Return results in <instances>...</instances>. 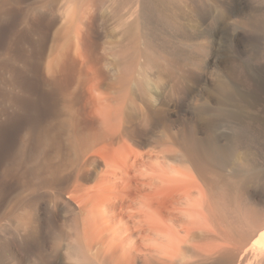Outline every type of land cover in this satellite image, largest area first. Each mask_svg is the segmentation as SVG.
Segmentation results:
<instances>
[{"label": "bare ground", "instance_id": "6f19581e", "mask_svg": "<svg viewBox=\"0 0 264 264\" xmlns=\"http://www.w3.org/2000/svg\"><path fill=\"white\" fill-rule=\"evenodd\" d=\"M49 2L46 8L53 10L56 0ZM89 3L96 5L97 0ZM134 3L124 11L120 25L124 30L115 39L120 47L118 55L114 50L118 76L91 75L79 66L81 72L65 68L71 60L63 64L67 70L46 78L49 89L38 98L25 103L10 96L16 108L13 118L20 114L29 120L26 142L3 153L7 164L0 193L9 180L26 192L22 198L16 196L19 199L7 214L17 222L13 237L16 240L22 232L25 242L48 241L67 264H264V209L244 203L246 185L264 176V161L259 159L257 165L249 152L239 157L238 148L228 153L226 160L234 167L223 174L211 163L206 144V139L220 134L243 144L247 132L237 115L230 112L231 119L219 127L214 126L218 116L213 110L197 107L202 123L184 119L177 124L170 114L176 93L155 92L165 80L136 74L140 66L156 61L154 38L140 45L143 17L149 14L171 27L170 34L186 45L192 39L187 32L189 0ZM41 18L48 29L58 21ZM43 36L47 38V33ZM19 58L32 60L26 52ZM172 81L174 86L170 81L171 88L165 83L161 90L183 88L180 79ZM37 195L42 200L40 225L38 209L21 214L14 210Z\"/></svg>", "mask_w": 264, "mask_h": 264}, {"label": "rangeland", "instance_id": "374dc122", "mask_svg": "<svg viewBox=\"0 0 264 264\" xmlns=\"http://www.w3.org/2000/svg\"><path fill=\"white\" fill-rule=\"evenodd\" d=\"M2 1L0 0V5ZM6 1L4 10L0 9V153L2 152L0 180L7 164L4 162L6 159L4 154L7 150L12 152L20 149L29 133L27 118L19 117L20 114H16L17 119L13 118L16 108L9 102L10 96H17L25 100V103L30 99L38 98L49 89L44 85L45 80L58 76L60 72L70 68L74 71L78 70V66L83 72L91 75L118 76L120 70L115 66V60L118 58L120 47L115 39H119V33L124 30L120 26L123 15L125 16L131 8L132 2L138 3L140 0H126L127 3L131 2L128 4L130 8L127 3L124 5L125 0L123 2L100 0V3L97 0L96 5L89 3L91 0H56L54 12L48 10L51 9L50 7L46 8L47 3L44 0ZM202 1L195 3L194 0H189L187 32L192 39L186 45L177 40L175 33L170 34L171 27L156 22L149 14L143 17V28H138L142 40L140 45L144 47L146 42L149 43L154 38V42H151L155 46L156 61L153 60V65H145V68L140 66L141 71L138 70L136 74L143 73L142 75L151 76L152 79H163L169 89L170 81L172 84L173 79L183 81V88L172 87L170 91L168 88L162 91L161 89L166 87L165 83L157 87L160 88L159 90L155 88V92L176 93L177 98L171 102L170 114L177 124L182 123L184 119L190 124L202 123L198 121L197 107L214 111L213 114L218 116L216 117L218 122H215L214 126L216 124L219 127L225 126L230 112L237 115L236 121L244 129L243 132H247L244 139L247 147L241 142L239 145V142L227 134L206 139L211 163L217 171L225 174L234 167L231 163L228 164L226 158L230 156L228 153L235 152V149L239 148V157H244L247 152L251 153L253 158L257 159V165L260 161H264V0ZM42 15L55 16L58 19L56 26L51 29L46 28L42 22L41 17H44ZM129 15L128 22H131L134 18L131 20L132 15ZM154 23L157 25L155 26ZM152 31L155 32L153 34L156 37L150 35ZM43 33H47V38ZM114 50H117V55ZM25 52L29 53L32 59L27 63L19 58V55ZM57 56L60 60L56 59ZM175 56H183L184 60ZM71 60L74 64L69 63ZM144 61L143 58V63ZM64 63L65 65L69 63L65 66L67 69H62ZM84 69L89 71L86 72ZM222 111L224 112L221 113ZM205 129L203 127V132H206ZM218 146L225 152L217 151ZM227 146L233 147L230 150ZM8 182L5 191L0 193V264H67L65 260L61 262L62 259L57 258L45 239L44 243L39 240L40 238L25 242L24 234L20 230L21 233L17 232V241L14 239L13 233L17 222L16 220L14 222L11 216L7 217V214L26 192H22L14 181ZM244 203L264 209V176L246 185ZM41 204V197L37 195L31 198L28 205H19L17 206L19 209L15 207L14 210L15 212L19 210L16 213L21 214L28 208L38 209L37 224L40 225ZM41 227L43 229V225Z\"/></svg>", "mask_w": 264, "mask_h": 264}, {"label": "crops", "instance_id": "0c3cea01", "mask_svg": "<svg viewBox=\"0 0 264 264\" xmlns=\"http://www.w3.org/2000/svg\"><path fill=\"white\" fill-rule=\"evenodd\" d=\"M44 1H45V3L49 2V0H44ZM52 1H54V0H50V2H52ZM6 2H7L6 0H3L2 1L1 5H0V9L2 8L4 10V3H6ZM44 17H47V16H44ZM54 18H56V17L54 16Z\"/></svg>", "mask_w": 264, "mask_h": 264}]
</instances>
